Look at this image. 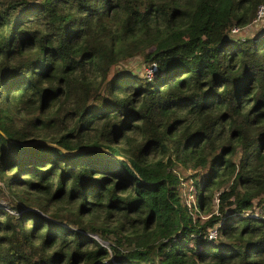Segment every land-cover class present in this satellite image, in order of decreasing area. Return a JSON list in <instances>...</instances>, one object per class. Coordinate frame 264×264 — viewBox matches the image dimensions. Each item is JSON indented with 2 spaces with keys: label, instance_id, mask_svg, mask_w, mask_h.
Returning a JSON list of instances; mask_svg holds the SVG:
<instances>
[{
  "label": "trees",
  "instance_id": "16d2710c",
  "mask_svg": "<svg viewBox=\"0 0 264 264\" xmlns=\"http://www.w3.org/2000/svg\"><path fill=\"white\" fill-rule=\"evenodd\" d=\"M259 4L0 0V264H264Z\"/></svg>",
  "mask_w": 264,
  "mask_h": 264
},
{
  "label": "rangeland",
  "instance_id": "374dc122",
  "mask_svg": "<svg viewBox=\"0 0 264 264\" xmlns=\"http://www.w3.org/2000/svg\"><path fill=\"white\" fill-rule=\"evenodd\" d=\"M261 23V22H260ZM259 25H254V24H250L249 26L245 27L241 32H244V33H247L249 36H251L254 32V30L256 28H258ZM133 62H135V60H131V61H126V62H123L121 65H127L129 66L130 64H132ZM189 170H186L185 172L184 171H181V177H180V191H181V197H183V199L188 203L189 201H191L193 199V185L190 184L189 185ZM184 173H188L186 175H184ZM202 178L204 176V173L202 172ZM200 181V180H199ZM215 199H213L212 202H214V204L211 206L212 209L215 208Z\"/></svg>",
  "mask_w": 264,
  "mask_h": 264
},
{
  "label": "built area",
  "instance_id": "2783aa9c",
  "mask_svg": "<svg viewBox=\"0 0 264 264\" xmlns=\"http://www.w3.org/2000/svg\"><path fill=\"white\" fill-rule=\"evenodd\" d=\"M262 23H264V4H259V5H257V7L255 9V14H254V17L251 21V24L260 25ZM237 31H238L237 27H233L231 29L232 33H235ZM152 69H153V67H150V68L148 67L146 69L147 77H150V75L152 74L151 73ZM214 236H215V228H212L208 231V237H214Z\"/></svg>",
  "mask_w": 264,
  "mask_h": 264
},
{
  "label": "water",
  "instance_id": "95a60500",
  "mask_svg": "<svg viewBox=\"0 0 264 264\" xmlns=\"http://www.w3.org/2000/svg\"><path fill=\"white\" fill-rule=\"evenodd\" d=\"M44 143V144H49V145H53V146H56V144L54 143H49L45 140H34L32 141L31 143ZM64 153H67V154H71V153H74V152H81V151H84V150H88V149H97V150H102V147H99V146H86V147H80V148H74V149H64L62 147H59Z\"/></svg>",
  "mask_w": 264,
  "mask_h": 264
}]
</instances>
